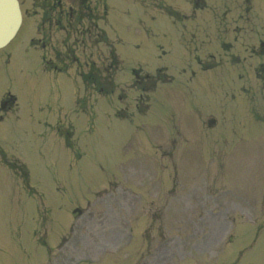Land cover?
<instances>
[{
	"label": "rangeland",
	"instance_id": "obj_1",
	"mask_svg": "<svg viewBox=\"0 0 264 264\" xmlns=\"http://www.w3.org/2000/svg\"><path fill=\"white\" fill-rule=\"evenodd\" d=\"M27 1L28 3L23 2L26 8L30 7L29 0ZM62 1L64 13L69 6L77 8L72 0ZM162 1L175 7L184 6V0ZM207 1L213 6L207 16L198 21L191 19L186 25L179 27V36L183 40L187 34L193 36L196 26L202 20L215 16H220L223 20L222 16L225 15V20L231 21L232 17L239 16L238 6L245 5V9L248 4L254 6V9L253 17L248 23L250 31L246 34V40L250 42L264 37V0ZM107 7L108 16L104 29L115 43L116 53L122 63L115 77L118 85L122 86L129 81L132 70L136 68L152 72L166 66L170 72L181 71L182 74L191 75L193 67H184V63L176 57L173 46H176L179 54L183 47L179 38L172 37L175 28L170 17L159 13L150 4L142 5L135 0H108ZM229 10L232 15H229ZM35 26L33 21L24 20L14 41L0 50V105L4 94L17 98L18 105L15 113H7L3 121H0V147L5 148L9 154L18 156L29 166V185L38 193L34 199L26 187L6 167L0 165V264H44L46 250L38 245L42 240L47 241L51 248L56 247L49 254L47 264H264V216L260 210L264 204V180L260 182V178H264V170L258 169L260 161L264 162V133L251 136L239 131L236 136L229 134L230 136L203 142L189 136L194 133L202 134V137L206 135L205 125L202 126L201 121L196 120L182 123L189 142L186 138L181 141L178 137L181 135H167L166 119H162L159 113L160 103L159 106L150 107L146 115L136 116L133 122L116 117V113L123 109L116 93L105 98L98 97L97 102L91 99L93 115L73 113L76 110V92L78 89L81 96L82 86L77 78L74 80L42 68L40 51L29 46L35 35ZM57 37L63 36L59 34ZM222 38L225 44L232 45L236 35L228 31ZM198 39L199 41L189 39L188 51L215 48L222 50L221 41L213 39L211 42H204V39ZM71 45L76 46V55L81 61L85 57L94 61L96 54H101L99 49L90 46L88 42L84 43L80 35H77ZM167 45L173 48V53L167 50ZM58 49L62 51V48ZM164 51H168V54L162 56ZM47 53L51 55V51L47 50ZM104 54L105 52L101 56ZM214 70L215 68L212 69L213 76ZM252 74L253 71L250 70L248 76L251 82L247 89L240 91L236 87V83H240L238 74L236 83L223 88L219 84L210 86L214 84V80L208 73H204L200 76L207 78L209 87L201 90L208 97L224 94H232L237 99L246 97L252 113L257 115L261 111L262 114L264 83L256 80ZM201 79L204 80L201 77L199 83ZM168 88L160 87L159 91H167ZM172 91H175L174 87L169 90V96ZM156 92L153 93L154 101H162L164 105L161 112L168 113L174 105L172 100H177L175 92L178 91L171 93V99L163 97L162 92ZM123 93L125 102L136 95L127 89ZM254 98L257 99L253 101ZM228 99L229 104L232 103V97L229 96ZM213 102L211 99L209 105ZM175 112L176 110L171 113ZM59 114L71 115L75 127L73 131L76 132L79 144L76 148L80 150L81 157L76 155V150L66 153L56 136L47 131L54 116ZM28 115L33 118V122L27 119ZM91 119L93 127L90 130ZM70 135L72 136V132ZM167 143L169 144L165 145ZM151 144L154 146L152 149ZM157 145L171 148L167 150L168 147H163L162 150ZM152 158L156 165L163 161L168 164V169H158L163 174L162 180L167 175L174 179L173 190L168 194L160 188V184L150 183H156L153 180L157 175L153 171L156 169L153 166L156 165L143 163H151ZM12 164L21 168L18 161L9 162V165ZM172 166L173 170L170 168ZM215 171L218 181L216 187L211 184ZM223 173L233 190L240 193L252 192V210L259 209L258 213L250 215V209L246 207L239 211L238 206L234 205V194L226 192L229 185L222 180ZM115 174L121 175L122 179H113L105 191L97 190ZM180 181L181 186L193 189L191 192L185 189L187 197L179 194L182 189ZM196 182L199 191L195 188ZM95 190L100 193L93 197L91 192ZM88 193L89 197L86 195ZM38 195L45 197L41 201ZM171 196L186 199L183 201L179 198L170 204ZM216 196L218 200L214 204L213 197ZM236 197L240 202H246L245 195ZM188 199H193L194 205L206 210V213L212 208H222L223 205L230 211L235 207L232 220L224 227L221 223L216 224L203 212L204 223L201 222L199 229L215 228L211 234L212 240L209 237L200 248L198 243L197 249H190L195 241L191 233L192 226L196 223L193 218L196 217H188L192 207L191 200ZM73 206L83 211V217L76 220L72 218L69 213ZM142 207L143 215L138 218ZM37 210L38 216L35 215ZM178 211L185 213L183 219L177 217ZM131 212L136 217L130 215ZM166 214L170 216L165 217ZM225 217L226 213L220 216L221 219ZM242 217L244 221L240 222L239 218ZM130 225L134 229L131 241L126 236ZM65 233L67 235L62 238ZM228 236L231 237L230 240L226 239ZM46 237L48 240H45ZM173 237L181 238L182 244H179V240L172 243ZM61 239L62 243L58 246Z\"/></svg>",
	"mask_w": 264,
	"mask_h": 264
},
{
	"label": "water",
	"instance_id": "obj_2",
	"mask_svg": "<svg viewBox=\"0 0 264 264\" xmlns=\"http://www.w3.org/2000/svg\"><path fill=\"white\" fill-rule=\"evenodd\" d=\"M20 23L16 0H0V46L6 43Z\"/></svg>",
	"mask_w": 264,
	"mask_h": 264
}]
</instances>
